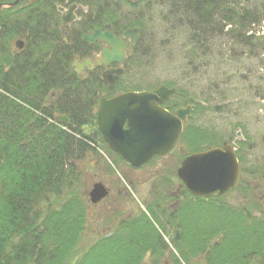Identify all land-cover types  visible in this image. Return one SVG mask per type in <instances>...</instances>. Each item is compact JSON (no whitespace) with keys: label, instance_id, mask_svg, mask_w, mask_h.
I'll use <instances>...</instances> for the list:
<instances>
[{"label":"trees","instance_id":"16d2710c","mask_svg":"<svg viewBox=\"0 0 264 264\" xmlns=\"http://www.w3.org/2000/svg\"><path fill=\"white\" fill-rule=\"evenodd\" d=\"M62 1L20 0L13 8L0 9V264H144L147 256L150 264H160L167 252L174 264H195L201 256L205 264H263V219H254L249 211L244 214L243 208H230L216 201L226 194L203 199L185 189L182 208L160 214L159 204L148 205L147 213L142 211L122 220L108 235L79 253L87 204L71 190L78 178L74 163L96 152L97 140L102 142L95 108L107 87L98 74L82 78L74 71L55 7ZM71 1L89 5L94 15L82 31L105 23H115L122 29L143 28L139 21L131 22L116 9L107 10V0ZM169 3L180 19L188 21L190 43L194 46L198 42L203 47L208 45L216 15L231 27L229 38L243 45L251 39L246 35L248 27L257 21L251 11L227 7L228 0ZM18 37L24 39L22 52H13L3 43L4 39ZM258 39L264 55V37ZM51 50H55L52 55ZM204 52L208 50L204 48ZM116 85L112 87L114 91ZM51 91L56 92L52 99ZM183 104L200 107L197 101L189 100L174 107ZM59 115L69 123L58 125ZM88 126L94 128L89 135L84 133ZM213 136L205 129L187 125L181 143L190 153L203 151L217 145L211 143ZM163 195L171 197L166 191ZM54 200L59 207H54ZM151 220L158 221L157 228ZM165 220L182 227L181 239L172 241L176 253L160 233ZM243 221L245 252L239 254L243 237L229 226L241 225L243 231ZM217 236L220 240H214Z\"/></svg>","mask_w":264,"mask_h":264},{"label":"rangeland","instance_id":"374dc122","mask_svg":"<svg viewBox=\"0 0 264 264\" xmlns=\"http://www.w3.org/2000/svg\"><path fill=\"white\" fill-rule=\"evenodd\" d=\"M228 1L227 7L239 12L248 10L257 17V21L248 27V33L253 35H249L251 39L245 41V45L229 38L231 27L224 24L219 15L212 20V37L208 45L203 47L198 42L194 46L190 43L188 21L185 17L180 19L169 0H107V10L116 9L131 22L139 21L144 33L138 49L125 63L124 73L115 90L140 88L150 91L160 86L174 87L177 95L170 100L172 104H182L187 100L199 103L200 107L193 109L186 125L212 132L211 143H217V146L223 142L236 143L238 146L236 133L239 132L244 143L242 146L239 144L237 151L240 180L236 188L216 201L230 208H243L244 214L249 211L252 218L264 220V55L257 40L264 37V0ZM16 39L22 38L4 39L3 43L15 52ZM204 48L208 53L204 54ZM180 106L185 107L184 104L176 107ZM93 130L88 126L84 133L89 135ZM96 144V152L74 163L78 178L71 190H75L87 204L79 253L86 251L100 237L108 235L122 220L142 211L147 213L148 204H159L162 207L160 214L173 213L168 208L172 200L163 193L168 192L167 183H179L176 169L184 156L190 154L183 143L174 154L154 159L136 170L118 160L98 140ZM97 182L109 190V195L92 205L88 195ZM162 188H166L165 191ZM53 205L59 207L55 200ZM243 218L245 221V215ZM151 221L157 228L158 221ZM244 221L243 231H240L241 225L229 226L232 232L243 237L242 246L237 251L239 254L245 252ZM169 222L165 220L161 235L176 253L172 240L175 230H179L181 239L182 227ZM219 238L214 237V240ZM165 262L174 264L170 252L165 254L160 264ZM150 263V256H147L144 264ZM195 264H205V258L199 257Z\"/></svg>","mask_w":264,"mask_h":264},{"label":"water","instance_id":"95a60500","mask_svg":"<svg viewBox=\"0 0 264 264\" xmlns=\"http://www.w3.org/2000/svg\"><path fill=\"white\" fill-rule=\"evenodd\" d=\"M19 0L8 4L0 3V9L14 7ZM73 7L68 10L58 8L62 24L75 20ZM100 30L84 35V41L97 38L111 47L104 49L96 65L108 66L111 62L122 66L137 39V30L125 32V39L115 38L110 31ZM131 36V43L125 50L126 39ZM17 49H22L23 41L15 42ZM84 65L91 62L84 60ZM74 69L80 74L81 65L74 61ZM120 67L104 72L101 77L105 82H115L122 74ZM114 76L112 77V75ZM175 89L160 87L152 92H125L111 99H102L97 113V128L109 149L117 154L129 166L140 169L153 157H167L175 151L182 132V124L192 112V107L179 108L172 113L160 108L157 103L167 101ZM60 123H67L64 116L57 117ZM125 123L126 126H125ZM240 136V133H237ZM237 146L224 143L221 147H213L195 152L182 159L176 169V175L186 191L194 197L209 198L221 196L234 189L240 178V167L235 155ZM108 195L107 188L101 183H94L89 192V202L97 204ZM174 240H178V231Z\"/></svg>","mask_w":264,"mask_h":264},{"label":"flooded vegetation","instance_id":"af4514ba","mask_svg":"<svg viewBox=\"0 0 264 264\" xmlns=\"http://www.w3.org/2000/svg\"><path fill=\"white\" fill-rule=\"evenodd\" d=\"M73 6H74L73 14L75 15V20L69 24H62L60 22V34H61V38L63 40V43L65 45L69 46V52H70V54H72V61H71L72 67L74 66L73 64H74L75 60H76L77 64L81 65V72H80V74H78V76L82 77V78H87L89 76H93L95 74H98L100 76V79H101V75L106 71L115 70V69H118L120 67L123 69L122 74L119 76L118 80L115 82L108 83V82H105L101 79L105 83L104 86L107 87V91L104 90L99 95L100 99H99V102L97 104V107L95 108V113H96V117H97V112H98V108H99V104H100L101 99L108 100V99H111L114 96L121 94L123 92H126V91H136V90H121V91L116 90V91H114L112 87L114 85L118 84L121 76L124 73L125 63L130 58V56L133 53H135L134 51H136L138 49L139 44L142 42L143 37H141V36L144 35L143 28L129 27V28H123L122 29L120 26H117V24H115V23H105L102 27H93L92 28V26H88L86 31H82L81 30L82 27H84L89 22H91V19L94 16L92 13L91 7L89 5L78 4V3L72 2L71 0L70 1L64 0L61 3H57L55 6L56 12L59 14L58 18L60 20V12L57 10V7H61L63 9L68 10L70 7H73ZM126 17L127 16H125V18ZM118 21L121 22L120 16L118 17ZM108 26L110 27V31L113 34V36L115 38H119V39H125V37H124L125 32H127L129 30H134V29L137 30V32H136L137 39H136L133 47L131 48L129 55L127 56L124 63L122 64V66L119 64H116L114 62H111L108 66H104L102 64L96 65L95 61L97 58H101L102 51L104 49H111V47L108 46L106 43H104L99 38L92 40L90 42L83 40L84 35L93 34L97 30H100L101 32L108 31L109 30V29H107ZM141 38H142V40H141ZM130 43H131V36H128V38L126 39L125 50L128 49ZM23 50H24V47L22 49H20L19 52H22ZM16 51H18V50H16ZM54 53H55V50H51V55ZM84 60L91 62V64L90 65L82 64ZM113 76H114V74L112 75V77ZM139 91H142V90H139ZM145 91H148V90H145ZM150 91H153V90H150ZM55 95H56L55 91H51L49 93V96L51 97V99L54 98ZM169 102H170V99L167 101H163L161 103H157V105L160 108L165 109L169 112H173L177 108L184 107V106L174 107V104H172V106H173L172 107V106H170V104H168ZM60 116H62V115H60ZM67 121L68 122L66 123V125L69 123L68 119H67ZM96 123H97V119H96ZM126 124L127 123H125V126H126ZM185 125H186V122L183 124V129H184ZM100 139L103 143L98 141L99 144L107 147V149L109 151H111L109 149L108 145L103 141L101 134H100ZM181 145H182V143H181V138H180V141L176 147L175 152L177 150H179ZM92 146H94V145H92ZM111 153L116 155L112 151H111ZM116 156L120 159V157L118 155H116ZM159 158H166V157L155 156L148 163H150L154 159H159ZM120 161H122V160L120 159ZM124 164L128 166V164H126V163H124ZM136 170H138V169H136ZM177 179H178V177H177ZM178 181H179V183H176V182L167 183V184H169V186L167 187L168 188L167 191H168V194L171 196L170 200H172L171 203L169 204L170 207H168V208H170L172 211L176 210V208H178V207L182 208V206L184 205V195L183 194H184L185 187L183 186V184L181 183V181L179 179H178ZM162 189H163V191H165L166 188H162ZM176 231H179V230H175V232ZM174 237H175V234H174ZM174 237H173L172 241L175 242ZM177 241H179V235H178V240H176V242Z\"/></svg>","mask_w":264,"mask_h":264}]
</instances>
